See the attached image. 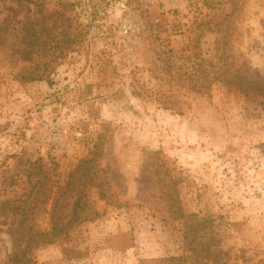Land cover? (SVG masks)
Here are the masks:
<instances>
[{"label":"rangeland","instance_id":"1","mask_svg":"<svg viewBox=\"0 0 264 264\" xmlns=\"http://www.w3.org/2000/svg\"><path fill=\"white\" fill-rule=\"evenodd\" d=\"M9 6L78 44L51 85L21 84L31 63L0 35V264L18 251L31 264L264 258V92L249 88L264 85V0H0V23L15 20ZM95 138L89 217L51 237L57 186ZM156 161L178 181L180 217ZM73 194L57 206L63 223Z\"/></svg>","mask_w":264,"mask_h":264},{"label":"trees","instance_id":"2","mask_svg":"<svg viewBox=\"0 0 264 264\" xmlns=\"http://www.w3.org/2000/svg\"><path fill=\"white\" fill-rule=\"evenodd\" d=\"M16 1V0H12ZM36 9L40 16L43 11L42 5L36 3ZM10 11L11 17H15V20L7 22L8 17L0 23V35L2 37L9 36L13 32V36L16 38L14 52L22 61L30 62L31 65L28 68H23L16 73L17 80L22 83L33 82V81H47L49 85L52 84L51 74L54 72L55 62L65 57L69 52L77 51L78 40L74 34H67L66 38L61 39V43L55 40L54 26L55 22H51L50 25L46 24L44 21H39L38 18L24 16V19H17L20 10L9 6L7 8ZM5 24V26H3ZM226 33V30H224ZM65 37V36H64ZM48 53L51 59H41L42 54ZM40 58V59H39ZM59 63V62H58ZM241 86V80L239 82ZM249 88L264 92V85H260L258 82H251ZM156 94V93H155ZM154 94V95H155ZM156 98V96H155ZM158 101L162 103L165 108H176L174 104H170V100L158 95ZM100 154V146L98 139L93 140L92 149L89 150L88 155L81 158L76 167L72 172L69 173L67 180L62 184L57 186V191L54 196L51 212L52 229L49 234L52 236H59L61 233L66 232V229L73 225V223H80L86 220L89 216L87 211V201L84 199V190L88 185L93 183V179L96 174L95 166L97 165V158ZM152 172L158 176V182L160 183V188L162 189V194L164 198L165 205L168 209L173 211V213L178 214L177 217L182 215L180 206L178 205V195H177V185L178 181L174 176L169 173V170L164 161H156L151 164ZM164 167V170L162 169ZM162 172H166V175H161ZM165 177V178H164ZM73 194L75 199L72 202L71 217L70 219L63 223L61 214L57 206L63 203V197L66 194ZM23 235V234H22ZM197 236V234H194ZM42 238L43 241L51 242V238ZM26 249L20 251V254H24ZM214 255H217L214 253ZM172 264H180V258L178 256L171 257L169 259ZM11 264H31V260L24 257V255L19 256V251L14 252L8 259ZM211 257L207 256L206 261L196 262L195 264H213L209 263ZM193 264V263H192ZM255 264H264V258Z\"/></svg>","mask_w":264,"mask_h":264}]
</instances>
